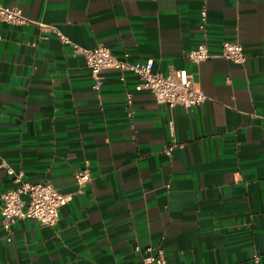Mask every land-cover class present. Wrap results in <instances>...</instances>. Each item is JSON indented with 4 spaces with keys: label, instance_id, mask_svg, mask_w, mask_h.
<instances>
[{
    "label": "crops",
    "instance_id": "crops-1",
    "mask_svg": "<svg viewBox=\"0 0 264 264\" xmlns=\"http://www.w3.org/2000/svg\"><path fill=\"white\" fill-rule=\"evenodd\" d=\"M0 2L33 7L81 47L187 70L210 97L170 107L119 70L95 89L86 59L57 37L2 24L0 166L73 200L55 227L18 220L11 242L0 223V264H147L159 249L168 264H264V0ZM206 34L212 51L241 43L248 60L194 64L187 53ZM173 139L183 147L168 155ZM84 167L92 181L78 193ZM18 186L0 167V193Z\"/></svg>",
    "mask_w": 264,
    "mask_h": 264
},
{
    "label": "built area",
    "instance_id": "built-area-1",
    "mask_svg": "<svg viewBox=\"0 0 264 264\" xmlns=\"http://www.w3.org/2000/svg\"><path fill=\"white\" fill-rule=\"evenodd\" d=\"M33 13L34 8L31 6L22 8L0 2V28L4 23L11 25L34 24L43 32L57 37L65 47L72 48L76 54L86 59L95 89L99 90L104 85V72L119 70L124 74L132 73L137 77L138 83L134 89L136 93H147L160 104L170 107L182 106L189 109L201 106L210 98L205 91L196 86L194 75L187 70H176L169 75H164L155 71L153 59L144 63H134L126 55H115L109 47L104 45L94 49L81 47L64 35L57 26L46 23L42 18L33 19ZM206 17L207 13L204 11L201 24L203 31L206 30ZM187 57L197 65L213 57L229 59L239 64L248 60L245 46L241 43L225 42L220 51H212L207 34L196 49L187 53ZM133 98V94L130 93L128 95L129 106L133 104ZM179 146L183 147L177 140L173 139L167 145L165 152L172 155ZM0 167L5 168L15 182L19 184L16 189L0 193V223L7 240L12 241L14 226L20 219L36 220L44 227H55L60 220L63 207L73 200V196L61 192L50 182L39 184L26 182L23 174L16 172L6 161H2ZM76 181L78 184L77 192L83 193L92 181V171L89 167L77 171ZM136 250L141 251L139 247ZM151 251L152 249H148L147 253ZM144 262L147 264H168L162 249H159L156 255L145 258ZM257 262L259 263V259Z\"/></svg>",
    "mask_w": 264,
    "mask_h": 264
}]
</instances>
